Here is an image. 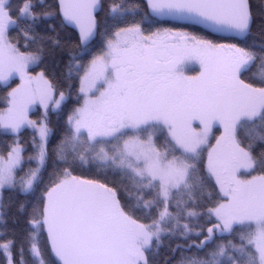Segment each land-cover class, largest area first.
<instances>
[{"label":"snow or ice","instance_id":"obj_1","mask_svg":"<svg viewBox=\"0 0 264 264\" xmlns=\"http://www.w3.org/2000/svg\"><path fill=\"white\" fill-rule=\"evenodd\" d=\"M0 264H264V0H0Z\"/></svg>","mask_w":264,"mask_h":264}]
</instances>
